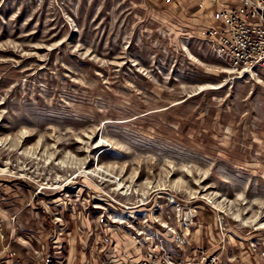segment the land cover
Here are the masks:
<instances>
[{"label":"rangeland","instance_id":"374dc122","mask_svg":"<svg viewBox=\"0 0 264 264\" xmlns=\"http://www.w3.org/2000/svg\"><path fill=\"white\" fill-rule=\"evenodd\" d=\"M195 2L0 0V217L21 264L70 246L100 264L155 216L176 257L223 238L259 259L264 83L189 36Z\"/></svg>","mask_w":264,"mask_h":264},{"label":"built area","instance_id":"2783aa9c","mask_svg":"<svg viewBox=\"0 0 264 264\" xmlns=\"http://www.w3.org/2000/svg\"><path fill=\"white\" fill-rule=\"evenodd\" d=\"M195 3L198 9L208 12L202 0H196ZM209 9L212 22L200 27L199 39L210 46L214 54L227 63L228 69L235 72L236 76L248 74L264 83V0H210ZM213 20L218 21V24H214ZM155 218L154 221L163 228H168L171 234L175 232L167 224V220L159 222L156 216ZM147 220L145 217V221ZM155 222L150 225L156 231L138 229L133 232L138 244L146 245L142 247L144 251L139 262L134 261V257L127 256L131 264H250L239 257H224L223 238L221 245L212 251L196 246L193 256L176 257V247L172 240H176L178 245L180 237L172 235V239L169 238L171 234L161 233L159 226L154 225ZM14 240L13 233L5 229L4 219L0 217V264H21L12 245ZM250 248L256 249V242H251ZM258 255V264H264V249Z\"/></svg>","mask_w":264,"mask_h":264},{"label":"crops","instance_id":"0c3cea01","mask_svg":"<svg viewBox=\"0 0 264 264\" xmlns=\"http://www.w3.org/2000/svg\"><path fill=\"white\" fill-rule=\"evenodd\" d=\"M175 1V2H174ZM204 5L207 7L208 9V12H209V7H210V0H202ZM177 4H182V0H172V2L170 4H174L176 5ZM207 11H203L200 13V15H202L203 17V22L200 24V26L198 28H193L191 33H189L190 37L192 38H197L199 39V29L202 25H205V24H209L212 22V20L210 19L209 17V13ZM98 242L100 243L101 240L97 239ZM110 239V244H109V247H107L106 251H104L102 253V258H101V262L100 264H131L127 258L125 257H122L120 258V253H121V249L119 248V245L122 244V249H124L127 253L128 256L130 257H134V261L136 262H139L141 260V257H142V254H143V251L144 249L141 247V246H137L135 244H132L133 241H127L129 242V244L125 243V241H121L119 242V240L121 239H116L114 240ZM259 241H257L258 243ZM18 243V242H16ZM18 244H21V243H18ZM260 246L258 247L259 249H261L260 247L262 245H264V242H262V244H260V242L258 243ZM22 246H24L23 244H21ZM13 247L15 248V246L13 245ZM16 249V248H15ZM17 251V250H16ZM258 253V252H257ZM79 254V255H78ZM237 257H239L240 259L246 261L247 263H250V264H254L252 259H251V255L247 252V249H244V250H241V255H235ZM227 257V256H225ZM68 261H67V264H88V262L86 261V258H85V254H84V251L83 252H79L78 253V249L76 246H70L69 249H68ZM77 260V262H75ZM259 263V259H255V264H258ZM91 264H99L97 262H94V263H91Z\"/></svg>","mask_w":264,"mask_h":264},{"label":"bare ground","instance_id":"6f19581e","mask_svg":"<svg viewBox=\"0 0 264 264\" xmlns=\"http://www.w3.org/2000/svg\"><path fill=\"white\" fill-rule=\"evenodd\" d=\"M232 71V70H231Z\"/></svg>","mask_w":264,"mask_h":264}]
</instances>
